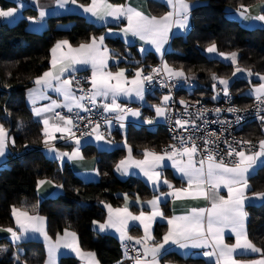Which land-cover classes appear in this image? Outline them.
I'll use <instances>...</instances> for the list:
<instances>
[{"label": "trees", "instance_id": "1", "mask_svg": "<svg viewBox=\"0 0 264 264\" xmlns=\"http://www.w3.org/2000/svg\"><path fill=\"white\" fill-rule=\"evenodd\" d=\"M76 1L86 4L89 0ZM199 1L205 4L191 11L187 34L172 38L170 42L171 51L164 56L168 67L194 75L205 85L211 84L213 75L230 76L233 72L230 64L207 59L202 54L205 47L214 44L220 52L237 54L236 65L253 73L250 84L260 82V76L264 75V27L247 29L227 18L225 10L242 5L247 7L264 0ZM13 7V1L0 0L1 10ZM23 14L12 24H0V125L9 132L12 143V155H9L7 166L0 169V227H13V207L29 211L37 209L48 220L50 236L71 229L77 234L79 247L93 252L100 264H128L119 242L111 236L95 232L91 224L104 219L102 203L116 207L121 204L122 194H136L145 199L152 192L140 179L121 181L114 175L113 167L123 154L121 149L109 154L99 153L101 157L97 168L100 179L96 182H81L66 164L59 168L55 160L45 157L39 149L43 140L41 127L33 120L25 104L26 90L48 68L50 48L59 40H67L74 46L88 42L102 33V27H96L82 17L65 14L49 17L47 29L35 33L26 28V18L33 16L34 11L25 8ZM68 23L71 24L68 30L57 28V24ZM109 44L119 46L120 42L112 41ZM233 84L239 87L248 85L242 79ZM207 92H211V89L197 87L185 98L193 100L199 93ZM241 98L234 97V101ZM252 131V135H257L255 129ZM128 133L127 140L135 150H159L168 142L163 127L155 132L144 131L140 127ZM13 154L20 156L14 157ZM39 180H51L57 186L63 185L60 187L62 194L38 200L36 188ZM256 180L255 190H264V167L259 170ZM247 213L248 238L264 257V204L248 206ZM44 259L45 252L40 242L27 241L12 246L9 241L0 239V264H42ZM174 259L179 260L180 257L175 256ZM59 264H77V261L72 257H63Z\"/></svg>", "mask_w": 264, "mask_h": 264}, {"label": "crops", "instance_id": "2", "mask_svg": "<svg viewBox=\"0 0 264 264\" xmlns=\"http://www.w3.org/2000/svg\"><path fill=\"white\" fill-rule=\"evenodd\" d=\"M10 1H13L15 3V7L13 8L16 9V12H18V14L14 13L12 17H0V24H12L17 20L21 19L24 14L23 11H20V8L25 7L33 10L35 13L33 16L26 18V28L31 32L41 33L45 31L48 27L47 19L49 17L60 16L65 14H73L82 17L86 22L91 23L96 27H102V33L94 37L97 38V43L99 42L98 40L99 37L101 36L105 37L103 45L100 46V50L97 55V60L104 59L106 61L107 67L101 69L97 64L98 67L97 78L99 79V75L101 73H107V72L116 73L123 70L124 78L121 79L120 83L122 87L128 89H132L135 87L133 84H131V81L136 78L137 70L148 69L150 66H152L153 64H155L157 61L160 60L163 61L164 65L166 64L164 56L166 53L171 51L170 42L172 38L184 37L187 34L190 27L191 11L205 4L204 2L199 0H194V1L185 0V2L188 3L190 6L189 27L186 30H181L178 29L173 23L170 31L168 32L167 43L163 45L161 51L158 53L156 51L155 46L151 42L147 40H142L138 36H133L131 33H128L127 35L124 34L123 29L128 27V19L126 16L120 17L118 20L113 19V17L105 15V12L107 11V9L105 8H100L99 10V14L101 16H104L103 19H98L96 16H92L90 13L84 12L83 7L81 6L90 5L92 3V0H89L88 3L86 4H81L77 1L76 4H72L71 2H69V4L66 5L65 8H58L56 5V0H10ZM104 3L108 5H112L113 7L116 6H120L123 8L131 7L135 10L142 12L144 15L148 17L160 18L167 15L169 12L174 11L173 8L168 4L167 0H104ZM262 4H264V2H258L247 6L248 12L244 13L243 16L240 14L241 12H243L242 7L236 9L226 8L225 16L231 20L237 21L241 26L247 29H251L252 27L253 28L264 27V22L256 21L251 18L245 19V16L254 17L263 14L260 7ZM7 10L9 9L3 11H7ZM41 10L45 11V16L43 18H41L39 14ZM173 19L175 20V17H173ZM33 21H35V23ZM70 26H71L70 23L57 24V28L62 30H68ZM61 41H65V40L57 41L50 48L49 57H48V68L38 77L43 76V74L48 71H52L54 74L60 75V69L62 66L68 68V71H65L63 73L61 79L71 80L70 87H71L72 95L77 98V101L79 103L83 104V100H79V97L81 96H79L77 94V91L75 90L74 77L77 74L86 71L90 72L93 75V66L91 62L87 64H73L72 63L73 58L80 57L82 53L70 51V49L73 50L78 49L81 44H91L92 39L88 42L81 43L76 46L68 42V46H62L61 48L57 49L55 52L57 63L55 67H53L52 49L56 46L58 42ZM112 41L120 42L119 46L110 45L109 42ZM104 48L108 50L107 53L103 51ZM224 61L226 60H223L222 62ZM230 61L232 62L231 58L228 59V63L232 65ZM232 73L233 75L229 76L227 79L229 81L228 91H230L231 94L233 93L234 96L237 95L238 97H243L239 101H237L238 103L249 105L251 100L257 97V93H255L253 89L259 87V85L263 81H260L255 84H250L249 83L250 79H249L246 80L248 85H246L245 87H239L237 84L234 85L233 84L234 82L232 80L233 76H238V75H236L234 72ZM249 76L251 78V75ZM238 77L240 78V76ZM36 78L33 81V85L30 88H28L25 92V104L30 110L33 120L39 123L41 127L43 140H42V146L39 149L41 150L42 154L45 157L55 160L59 168L63 167L66 164L67 167L81 182L91 183V182H96L100 179V174L97 175L98 172L97 162L99 160V157H101L99 153L109 154L112 153L113 151L121 149L123 151V154L116 161L113 167L114 175L121 181L130 180L134 178L140 179L142 182H144L147 185L150 192H152V195L145 199L139 198V196H137L136 194L133 195L122 194L120 196L121 204L116 207L102 203L101 206L105 210V216L104 219L100 222L97 221H95L96 223L92 222L91 227L95 232L101 235L111 236L115 238L120 245L126 240L142 239L145 241L144 228L142 225H140L139 221H131V220L129 221L130 225H134V227H130L128 230V236H130L131 239H125L123 241L120 238V233L116 231L115 227L107 228L105 231H100L99 225L105 224L109 220V217L111 215L112 220L117 223V226H119V220L121 216H118L115 210L116 209L123 210L125 207H127L128 211L135 216H139L141 212H144L145 215H150L153 209L149 204V201L156 198H160L161 202L159 204V209L163 213V218L158 216L152 222L151 233L153 239L147 240V242H153V245L157 243H162L163 237L169 230L167 220L174 216L175 217L190 216L192 215V210L194 209L205 210L203 215V221H204V231L205 233H207V218H208L207 210L212 208V204L214 202L219 204L220 198H223L224 200L230 199L229 190L228 187L225 186L223 182H220L218 187H213L211 184H207V183H204L199 187H197L196 184H193L191 187H189L187 178L183 177L182 173L177 171V167H185L188 164L189 157L187 155H181V154L173 155L172 159H166L165 161L162 162V164L165 165V167H163L162 169H158L163 172L161 181L159 183V188H157L156 185L150 182L148 178L143 175V173L140 171L139 168H136L134 166L129 167V175L127 176L121 175V173L116 170V166L120 164L122 160H126L128 158L129 149H131V156L133 160L145 159L144 157L145 150L157 154H162L160 153L159 150H153V149L135 150L132 144L127 140V136L130 133V132L128 133V131L135 128L141 127L144 131L155 132L159 127H163L165 116L157 117L155 112V106H161V102L163 101L164 98L163 96L167 95L166 93L164 92L156 93L154 96L151 97L145 96L143 101L139 100L134 93L128 96L123 94L116 96V102L117 104L120 105L122 109H127V108H132L133 110L138 109L141 112L140 118H135L125 115V113L121 112L119 109L116 112L105 113L103 109V105L105 103H109V104L111 103V99H112L111 93H109L107 98L103 96H97L96 105H95L96 108L100 109L105 114H108L109 116L112 117L110 120L111 123L109 124L107 122V127L109 129L108 133L103 132L101 128H99L100 133L103 134L105 139L97 141L95 139V134L88 139H81L80 157L82 158L76 157L73 158L72 160H69L67 157H63V161H62L61 159L56 158L57 153L66 152L71 154L73 149H75L77 145L75 143V139L72 138L71 137L72 135L67 131L60 132L54 130L57 126L71 127V125H64L63 120H60L58 117L57 119H53L52 116L55 113H62L59 116L70 118L69 116H65V114H70L71 112H81L83 110L75 108L74 101L72 100L66 101L64 96L56 92L53 88H47L41 91L40 90L41 86H38L35 83ZM219 79H221V77H218V79L215 80L217 83L216 89L222 92L224 86L219 84L218 82ZM187 82L194 84L195 89L197 87H200V85L195 84L196 82L193 80L192 81L187 80ZM55 83L56 82L53 81V84ZM110 83L115 86L117 82L115 80H112ZM91 88L93 93L95 89H93L92 85ZM184 94L186 95L190 93H185L184 91H181L177 94L178 95L177 97H179L182 100L184 98ZM261 97L264 98V96ZM53 101H55L60 106L59 107L53 106ZM66 104L72 106L73 110L71 112L68 111V107H65ZM50 106L52 108L51 111H42L40 115H36V110L46 109L49 108ZM117 115H125L124 121H120L116 119ZM144 118H151L153 119L154 123L153 124L144 123L143 122ZM44 119H49V125H48V130L50 133L49 146H54L56 148V152H49L48 146H46L44 143V139H45L43 135L45 130V125L43 123ZM121 123L124 124L123 128L121 127ZM251 128L252 127L248 129H243L242 132L244 134L242 133L241 136L247 139L259 140V144H260L262 138L258 139V137H252V134L254 132L251 130ZM5 131L7 133L6 153L3 157H0V169H3L7 166V163L9 161V155H12L11 137L9 135V132L7 130ZM260 133L264 136V127L263 129H261ZM106 141H108V143H106ZM125 142L127 146H125ZM256 151H259V147ZM251 152L253 151H246V154H251ZM13 155L14 157L20 156L18 154H13ZM174 161L177 162V167H173ZM192 161H193V166L195 168L201 167L200 161L196 159L195 155L192 157ZM208 164L209 162H204L203 164L205 179H207L206 173L208 170ZM227 166L232 167L234 165H227ZM259 170L248 181L249 188L245 192V195L248 197V199L245 200V208H244L245 212H247L248 206H261L264 204V202L257 199L254 195L255 193H264V190L262 191L255 190V188L257 187L256 175L258 174ZM163 179H167L173 185L174 189H188V193L190 194L182 195L179 199H177L174 196L167 195V193L170 190L168 189L167 185L162 183ZM45 181H51V180H45ZM162 193L164 195H162ZM36 194L38 200H45L49 197L60 196L62 194V189L59 186H57L54 182L52 183L46 182L43 185H40L39 188L37 186ZM125 196H127V200H125ZM105 205H109L111 207L112 209L111 213L109 212V208L105 207ZM16 209L21 212H27L29 216L43 217L44 220L42 227L44 232L47 234L49 241L46 242L44 236H42L39 232L36 233L29 232L27 233L25 238L21 239L16 243H13L9 232L0 231V239H5L9 241L12 246H18L27 241L40 242L45 252V259L42 264H48L49 245L56 246L55 254H54V264H59L60 259L63 257H72L77 261V264H100L93 252L84 251L79 247L80 251L84 254L83 257H80L75 252L71 251V249L63 246L66 241L67 242L72 241V237L64 236L65 231L67 230L69 232H74L73 230L64 229L61 232L56 233L54 236H50L48 233V220L44 215L39 214L37 209H35L34 211H29L21 208H16ZM11 217L13 221V227H11V229L19 233V228L16 224V217L13 216L12 212H11ZM247 227H248V217L246 220V229H245L248 237ZM0 229H8V228L0 227ZM156 233H159L158 237L156 236ZM222 236L225 244L229 246L236 244V235L229 228L224 229ZM206 238L208 240L209 246L200 247V248H192V247L180 248L177 244H172L171 242H169L167 245H165L167 251L164 253L162 257H160V264H217V257L219 255L218 252L212 256L204 255L205 252H213L216 249V244L213 242V237L207 236ZM76 243L78 244L77 234H76ZM152 246L147 248H151ZM255 247L258 248L257 246ZM145 248L142 249V257L140 258V260L142 264H150L152 257L150 254L147 256L144 254ZM88 253L94 254V257H89L87 255ZM166 255H172V256H170V258L167 259L166 258L162 259ZM175 256L180 257V259L175 260L174 259ZM233 258L238 261V264H253L254 261L264 260V257L261 255V251L253 252L250 249L248 250L237 249L236 252L233 254ZM127 263L137 264V260L133 262L127 261Z\"/></svg>", "mask_w": 264, "mask_h": 264}, {"label": "snow or ice", "instance_id": "3", "mask_svg": "<svg viewBox=\"0 0 264 264\" xmlns=\"http://www.w3.org/2000/svg\"><path fill=\"white\" fill-rule=\"evenodd\" d=\"M71 2L72 4H76V0H56V5L58 8H65L66 5ZM168 4L173 8V12H169L167 15L157 18V17H148L144 15L142 12L135 10L131 7L123 8L120 6L113 7L112 5H108L104 3V0H92V3L88 6L83 7L84 12L90 13L92 16H96L98 19H103L104 16L99 14L100 8H105L107 11L105 12L106 16H111L113 19H119L120 17L126 16L128 19V27L123 29L125 35L131 33L133 36H138L142 40H147L151 42L156 51L159 53L161 48L168 40V32L170 31L173 23L178 29L186 30L189 27V11L190 6L185 0H167ZM243 8V12L240 14L243 16L244 13L248 12V8L245 6H241ZM261 11L264 12V4L261 6ZM16 9H11L7 11L0 10V17H12ZM40 17L43 18L45 16V11H40ZM175 17V20L173 19ZM251 18L256 21L264 22V14H260L254 17H247L245 19ZM35 23V21H33ZM99 42L97 43V38H92L91 44H81L78 49H70V51H75L78 53H82L80 57L73 58V64H87L89 62L92 63L93 66V75L91 79V84L95 91L92 93L90 99L93 105H96V97L103 96L105 98L108 97L109 93H111L112 99L111 103H105L103 105V109L105 113L108 112H116L118 109L121 112H124L125 115L140 118L141 112L137 110H133L132 108L122 109L119 104L116 102L117 95H132L143 101L145 97V81L152 82L154 77L153 75H143V70H137L136 78L131 81L135 87L132 89L124 88L121 86V79L124 78V71L121 70L116 73L107 72L101 73L98 75V67L104 68L107 67L106 61L104 59L97 60V55L100 50V46L103 45L105 37L101 36L98 38ZM62 46H68V41H61L56 44V46L52 49L53 52V60L52 64L55 67L57 60L55 57V52L57 49ZM103 51L107 53V49L104 48ZM209 53L216 51V46L213 44L207 48ZM225 55V54H220ZM225 58H229L225 56ZM230 58L233 64L237 63V54L235 52L230 54ZM74 70V69H73ZM165 72L169 75L170 78H178L184 79L187 81L188 77L185 76L183 71H177L172 68H169L167 64L164 65ZM65 71H68V68L61 67L60 75L54 74L52 71L45 72L43 76L37 77L35 83L38 86H41V91L47 88H53L56 92L62 94L65 100L74 101V107L81 110L90 111V109L85 108V106L77 101V98L72 95L71 91V80L70 79H61V76ZM154 74H159V69L152 70ZM244 71L239 67L236 68V72ZM249 75H253V73L249 70ZM214 80L218 79L215 75L212 77ZM115 80L116 85H112L110 82ZM260 80L264 81V75L260 76ZM53 81L56 83L53 84ZM219 84L223 85V91L225 95H228V85L229 81L226 79H219ZM162 87H171L172 85H166L161 82ZM215 88L216 85L214 84ZM35 91V90H33ZM253 91L257 93V99H260L261 96H264V82H262L259 87L254 88ZM31 95V93H30ZM86 97L81 96L79 100H84ZM216 97H213L215 99ZM170 97L165 95L163 101L161 102V106H155V112L157 117H162L166 115L168 110V101ZM184 101H181L183 104ZM53 106L59 107L60 105L53 101ZM65 107H68V111L71 112L72 106L66 104ZM51 106L46 109L36 110V115H40L42 111H51ZM217 113L220 112V109H215ZM229 111L236 112L238 109L230 108ZM125 115H117L116 119L120 121H124ZM56 116L64 121V125H71L72 127H78V125L74 124V121L71 118H65L63 116ZM106 119V118H105ZM241 118L237 117V121L239 122ZM264 119V117H262ZM109 124L110 120L107 121ZM144 123L153 124L154 121L151 118H144ZM43 123L45 125L44 130V143L48 146L49 152H56V148L54 146H49V137L50 133L48 130L49 119H44ZM92 122L89 120L88 124L85 127H88ZM176 125L183 128L189 122L177 119L175 121ZM195 127V125H193ZM72 127H64L57 126L54 130L70 133L75 139V143L77 147L73 149L72 153H57L56 158L61 159L63 161V157H67L69 160L73 158L80 157V146H81V138L84 136H90L95 134V139L97 141L104 140L105 137L100 133L99 128L100 124L97 123L95 127L91 129L90 132H82L81 137H75V133L72 132ZM121 127H124V124L121 123ZM214 135V134H210ZM6 138L7 133L3 127L0 125V157H3L6 153ZM15 141L13 140V144ZM108 143V141H106ZM214 143V141L210 139L204 140V152H207V156L205 159L209 161L208 170L206 173L207 179H205V173L203 170L204 160L200 161L201 167L195 168L193 166L192 157L198 153L200 150L199 146L195 144L194 141L188 140L185 141L183 137H181V147L177 148L174 145H170L171 152H165L164 154H157L154 152H149L145 150L143 160H133L131 156V149H129V156L126 160H122L120 164L116 166V170L121 173V175L127 176L129 175V167L139 168L144 176L148 178L150 182L159 188V183L161 181V177L163 172L158 170L165 167L162 164L166 159H172L173 155L179 153L181 155H187L189 157L188 164L185 167H177V162H173V167H177V171L182 173L183 177H186L188 180L189 187L193 184H196L197 187L201 186L204 183L211 184L213 187H218L220 182H223L225 186L228 187L230 199L224 200L220 198V203H213L212 208L208 209V218H207V233L204 231V221L203 215L205 210H192V215L190 216H182V217H172L167 220L169 230L163 237L162 243H157L153 245L151 248H145V255H151L152 259L150 264H160V257L164 255L167 251L165 245L169 242L172 244H177L180 248H200V247H208L209 243L207 240V236L213 237V242L216 244V249L213 252H205V256L215 255L217 252L219 253L217 257V264H238V261L233 258V254L237 249H250L253 252L261 251L259 248H256L248 239L246 234V220L248 217V213L245 212V200L248 197L245 195L246 190L249 188V179L253 177V175L261 168L264 167V140L260 141L259 151H253L251 154H246V152L241 149L237 151L229 145L228 155L232 156L235 154L238 157L237 162L232 167H228L223 160L219 163L214 162V155L212 149L208 146ZM240 143H250L247 141H241ZM190 145V146H187ZM125 146L126 142H125ZM227 174V175H226ZM97 175L99 173L97 172ZM52 183L51 181L39 180L37 182V186L39 188L40 185L44 183ZM163 184L167 185L170 190L167 195H171L179 199L182 195L190 194L188 193V189H174L173 185L167 180L163 179ZM55 186V185H54ZM59 187H63L60 185ZM162 195H164L162 193ZM255 197L262 202H264V193H255ZM125 200H127V196H125ZM160 198L153 199L149 201L153 211L150 215H145L144 212H141L139 216L133 215L128 211L127 207L123 210L116 209V213L118 216H121L119 220V226L109 217V220L105 224H100V231H105L107 228L115 227L116 231L120 233L121 240L131 239L128 236V230L130 227H134V225H130L129 221H139L140 225L143 226L145 232V243L147 240L153 239L151 228L152 222L156 217L163 218V213L159 209ZM105 207L109 208V212H112V209L109 205H105ZM13 216L16 217V224L19 228V233L11 228L8 229H0V231H7L11 235V239L13 243L20 241L25 238L27 233L29 232H39L46 242L49 241L47 234L44 232L42 224L43 217L40 216H29L27 212H21L17 210L15 207L12 209ZM123 214V215H121ZM93 223H96L95 221ZM225 228H229L236 235V244L235 245H227L223 241L222 233ZM65 237H72L71 242H65L63 245L66 248L71 249V251L75 252L78 256L83 257V253L80 251L78 244L76 243V234L74 232L65 231ZM59 239V238H58ZM140 243L139 240L136 241ZM56 246L49 245V260L48 264H54V254H55ZM89 257H94V254L88 253ZM137 264H142L141 260L137 259ZM253 264H264V260L254 261Z\"/></svg>", "mask_w": 264, "mask_h": 264}, {"label": "built area", "instance_id": "4", "mask_svg": "<svg viewBox=\"0 0 264 264\" xmlns=\"http://www.w3.org/2000/svg\"><path fill=\"white\" fill-rule=\"evenodd\" d=\"M231 62V61H230ZM232 63V62H231ZM239 67L232 63V70L236 72V68ZM241 69V67H239ZM153 69H159V74H154ZM153 75L154 79L152 82L145 81V96L151 97L156 93L164 92L169 95L168 110L165 115V121L163 123V129L167 137V144L162 146L159 151L164 154L165 152H171L170 145H174L177 148L181 147V137L185 141H194L200 148L198 153L195 155L198 161L202 159L204 162H209L205 157L207 152H204V140L210 139L214 141L208 147L212 149L214 155V162L219 163L221 159L226 165H234L238 157L233 154L228 155L229 145L237 151L243 149L246 151H256L259 147V140L247 139L241 136L243 128L249 123L257 120L264 116V98L257 97L253 98L249 105L246 107H240L234 101V97L231 92L225 95L224 92L219 90L212 93V95H203L193 100L184 101L183 104H178L177 94L181 91L185 93H192L195 89V85L185 81L184 79L170 78L165 70L163 61H157L155 64L150 66L148 69L143 70V75ZM91 79L92 74L90 72H83L77 74L74 77V87L79 96H85L83 105L90 111L83 110L81 112H71L65 114L69 116L74 124L78 127H72V132L75 133V137L80 138L82 132H90L91 129L97 124H100V128L103 132L108 133L107 121L111 120V116L105 114L100 109L96 108L91 103ZM234 83H238L240 78L233 76ZM161 82L166 85H172L171 87H162ZM213 97H216L213 99ZM230 108L238 109L236 112L229 111ZM215 109H220L217 113ZM55 113L52 118L57 119ZM64 115V114H63ZM237 117L241 119L237 121ZM106 118V119H105ZM177 119L188 121L189 123L181 128L176 125ZM89 120L92 122L88 127ZM195 125V127L193 126ZM214 134V135H210ZM94 135V134H93ZM84 136L81 139H88L92 137ZM73 138V136H71ZM241 141H247L250 143H240ZM190 146V145H187ZM174 155H180L176 153ZM139 240L140 243L136 241ZM137 240H126L120 246V250L129 262L136 261L142 257V249L150 247L153 242H146L142 239Z\"/></svg>", "mask_w": 264, "mask_h": 264}, {"label": "rangeland", "instance_id": "5", "mask_svg": "<svg viewBox=\"0 0 264 264\" xmlns=\"http://www.w3.org/2000/svg\"><path fill=\"white\" fill-rule=\"evenodd\" d=\"M11 9H14V8H10L9 10H11ZM25 9V7L24 8H20V11H23ZM15 13H17L18 14V12H15ZM253 28V27H252ZM254 28H256V27H254ZM258 28H263V27H258ZM211 45H209V46H207V47H205L203 50H202V54L207 58V59H213V60H217V61H219V60H221V61H219L220 63H226V64H229L228 63V59H230V54H227V53H223V52H220V51H218L217 49H216V51L215 52H212V53H209L208 51H207V48L208 47H210ZM220 54H225V55H220ZM225 56H228L229 58H225ZM223 60H226V61H224V62H222ZM232 65H230V68H232L231 67ZM234 72V71H233ZM236 75H238V76H240V78H242V80L243 81H245V80H249L250 79V76H249V74L247 73V72H245V70L244 71H241V72H234ZM185 74V73H184ZM231 75H233V73L232 74H230V76ZM247 75H248V77H247ZM185 76L186 77H188V79L187 80H190V81H195L196 83L195 84H200V87H203V88H207V89H211L212 91H215V90H217L216 89V87H217V83H216V81L212 78V81H211V84L209 85V84H204V83H202V82H199L198 80H197V78L194 76V75H187V74H185ZM228 77L229 76H222L221 77V79H228ZM218 78V77H217ZM216 85V87L214 88L213 87V85ZM207 92V93H205V94H207V95H212V93L213 92ZM222 92H224V91H222ZM228 92H230V91H228ZM205 94H203V93H199L198 95H196V97H202L203 95H205ZM233 94V93H232ZM165 96V95H164ZM163 96V97H164ZM233 96H234V94H233ZM235 98L236 97H238L237 95H235L234 96ZM190 99L189 98H185V94H184V98L181 100L179 97H177V102H178V104H181V101H189ZM237 105L238 106H240V107H245V106H247V105H244V104H242V103H238L237 102ZM264 117V116H263ZM250 127H252L251 128V130H253V129H255V131L257 132L256 134L257 135H252L253 137H258V139L259 138H262V140H264V136L260 133L261 132V129H263V127H264V119H262V117L261 118H258L257 120H255V121H253V122H251L249 125H247L244 129H248V128H250ZM243 132H241V134H242ZM244 134V133H243ZM245 136V135H244Z\"/></svg>", "mask_w": 264, "mask_h": 264}]
</instances>
